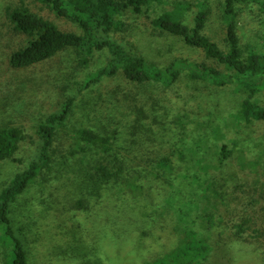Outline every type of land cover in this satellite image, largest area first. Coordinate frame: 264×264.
<instances>
[{
    "label": "rangeland",
    "instance_id": "obj_1",
    "mask_svg": "<svg viewBox=\"0 0 264 264\" xmlns=\"http://www.w3.org/2000/svg\"><path fill=\"white\" fill-rule=\"evenodd\" d=\"M223 2L159 0L152 12L155 16L177 13L185 24L193 26L199 8L207 9L205 33L227 50ZM21 5L61 29L77 33L81 29L37 0H0V127L17 126L26 135L14 158L0 162V193L36 158L39 124L68 97L75 99L69 120L57 129L50 169L43 171L13 206L14 236L23 238L30 252L29 264L154 262L175 246L177 233L173 230L195 220L203 202V187L196 178L203 181L205 170L212 176L222 174L227 180L224 191L233 193L227 204L205 205L217 224L224 222V228L219 243L215 240H219V230L213 231L210 238L214 247L201 264H264L263 245L257 243L260 232H255L257 223H264V122L248 123L238 118L243 101L249 97L241 77L235 73L233 80L218 85L216 77L194 81L183 71L179 81L169 85L139 84L119 73L83 89L87 77L109 66L112 57L107 50L88 53L77 48H67L29 68H14L10 54L31 39L16 30L9 18L10 10ZM126 22L125 30L116 32L115 37L162 71L183 59L218 64L181 37L155 28L149 18L130 14ZM237 22L241 47L246 51L251 45L264 52L259 1L241 5ZM221 76L226 78L217 77ZM254 101L264 105V92ZM88 126L115 136L116 150L131 172L137 170L129 177L137 188L129 184L123 187V183L122 187L97 185L91 163L72 155L79 130ZM223 145L228 149L224 162ZM167 157L169 163H165ZM139 172L142 179L136 175ZM232 180L237 185L233 186ZM66 191L71 197L65 199L60 208L66 211L58 216L55 202L61 201ZM250 200L255 203L251 207ZM227 210L255 222L244 242H238L231 232ZM67 224L72 225L71 232L63 237L61 226ZM75 227L81 232L88 230L89 237L78 235ZM14 236L7 234L0 222V264H11ZM61 236L65 240L60 241Z\"/></svg>",
    "mask_w": 264,
    "mask_h": 264
},
{
    "label": "trees",
    "instance_id": "obj_2",
    "mask_svg": "<svg viewBox=\"0 0 264 264\" xmlns=\"http://www.w3.org/2000/svg\"><path fill=\"white\" fill-rule=\"evenodd\" d=\"M37 1L50 6L59 17L67 18L77 24L81 32L61 29L55 22L33 12L26 5L11 9L9 18L15 29L31 37L25 47L10 54L9 60L12 67L29 68L53 58L67 48H77L88 53L95 50H107L112 57L109 66L101 68L87 77L83 89L96 86L104 79L114 77L119 73L128 80L139 84L157 82L169 85L178 82L183 71H187L188 78L194 81L204 80L206 77H216L214 83L218 85L226 84L230 78L233 80L235 77H241L240 81L247 88L249 97L243 101L238 118L248 123L264 122V105L254 101L257 94L264 92V52L251 45L246 51L241 47L237 22L239 7L256 0H224L222 15L226 28L227 50H223L215 40L205 33L210 14L205 8H199L194 17L193 26H188L182 21V16L177 13L164 12L155 16L152 12L153 5L159 0ZM257 1H259L260 12L264 17V0ZM130 14L149 18L155 28L179 36L188 45L203 50L206 58L217 62V66L207 62H190L183 59L162 71L157 65L148 64L142 54L133 47L125 46L115 37L116 32L125 30L126 19ZM235 73L237 75L233 77ZM219 75H225L226 78L217 77ZM74 103L75 99L71 96L68 97L59 110L51 113L39 124L37 131L40 144L36 158L25 170L19 172L0 193V222L5 226V232L11 236H14L13 206L16 201L20 200L19 197L30 189L37 177L46 169H50L53 162L52 148L57 129L69 120ZM25 139V132L20 127H0V162L14 158ZM114 139L115 136L98 128L82 127L78 132L75 151H72V155L82 158L86 164L91 163L96 171L92 178L96 180L97 185L100 183L125 187L124 185L129 184V186L137 188L138 185L129 178L134 177L137 170L130 171L129 166L120 156L122 154L116 150ZM227 152V146L223 145L221 148L222 162L228 157ZM165 161V163H169L171 159L167 157ZM205 173V176H201L204 178L203 181L196 178V183L203 187V202L199 203L202 208L198 205L199 212L196 214L195 220L173 230L177 233L176 240L172 244L175 246L168 250L169 252L165 253L163 257L148 264H201L209 259L210 252L214 247L210 237L216 228L219 230V240L217 238L215 240L217 243L222 240L224 222L217 224L214 213L205 205H208L209 202L227 204L225 201L232 197L233 191L231 195L228 194V191H224L227 180L221 178L222 174L212 176L209 174V170H205ZM136 175L141 176L139 179L143 177L142 172ZM123 180L125 181L123 182ZM220 183L223 186H220ZM79 184H82L80 180ZM235 185L237 184L234 182L233 186ZM139 186H141L140 183ZM63 195L65 196L61 201L55 202L59 208L54 213H58V216L66 211L60 208L66 203L65 199L71 197L70 192L68 194L67 191ZM262 199L264 200V194ZM249 202L250 207L255 204L252 200ZM70 204L76 209L75 203ZM78 210L87 211L88 208L79 207ZM227 211L231 216L229 224H233L231 232L234 233L238 242H244L247 230L252 228V224L255 222L246 219L247 217L243 215L240 216L238 212L234 214L235 210ZM250 222L253 223L250 224ZM262 224L257 223L258 230L255 232H260V239L257 243L263 245L264 251V223ZM71 226V224L62 225L63 233L59 231L58 237L61 233L63 237L68 236ZM75 229L78 235L89 237L88 230L81 232V228L75 227ZM169 236L171 237V234ZM63 237H60V241L65 240ZM12 241L14 245L11 264H29L30 252L27 251L28 248L26 249L23 238L14 236Z\"/></svg>",
    "mask_w": 264,
    "mask_h": 264
}]
</instances>
